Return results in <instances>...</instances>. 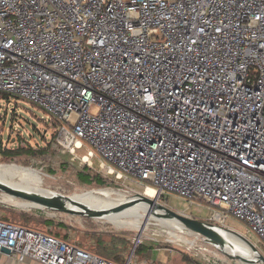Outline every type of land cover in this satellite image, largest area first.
Returning a JSON list of instances; mask_svg holds the SVG:
<instances>
[{
  "label": "built area",
  "instance_id": "built-area-1",
  "mask_svg": "<svg viewBox=\"0 0 264 264\" xmlns=\"http://www.w3.org/2000/svg\"><path fill=\"white\" fill-rule=\"evenodd\" d=\"M0 94L52 118L72 161L84 143L106 173L230 215L264 246V0H0ZM2 248L150 264L0 219Z\"/></svg>",
  "mask_w": 264,
  "mask_h": 264
},
{
  "label": "rangeland",
  "instance_id": "rangeland-1",
  "mask_svg": "<svg viewBox=\"0 0 264 264\" xmlns=\"http://www.w3.org/2000/svg\"><path fill=\"white\" fill-rule=\"evenodd\" d=\"M55 129L56 122L39 108L0 94V177L54 197L93 188H113L117 198L142 194L158 206L184 211L193 219L234 232L256 244L264 255V246L241 221L228 215L223 223L214 217L213 209L175 195L153 198L142 185L106 173L84 143L74 152L79 160L72 161L71 154L54 144ZM5 150H15L16 154L7 155ZM89 176L102 178L103 185L90 182ZM98 210L105 214L103 218L94 216L93 211L84 214L51 208L25 196L0 197V218L70 238L82 248L113 260L124 261L133 255L136 262L150 264H259L251 253L224 254L198 230H173L130 204Z\"/></svg>",
  "mask_w": 264,
  "mask_h": 264
},
{
  "label": "bare ground",
  "instance_id": "bare-ground-1",
  "mask_svg": "<svg viewBox=\"0 0 264 264\" xmlns=\"http://www.w3.org/2000/svg\"><path fill=\"white\" fill-rule=\"evenodd\" d=\"M0 185L10 188L13 191H17L18 189H20L21 186H27L30 187L28 185L19 183V182H15V181H11L5 178H1L0 177ZM33 188V187H31ZM35 189V188H34ZM146 194L153 197V190L152 189H146L145 190ZM115 194V189H110V188H93V189H88V190H84L81 191V193L78 194H74L68 197H58V198H54L56 202H60V203H65V204H69V205H88L87 210L84 211V214H88V211H93V215L94 216H98L103 218L104 215L102 214V212L100 210H98L99 208H105V205H99L97 206V204H109L110 205H115L116 203H118L120 200H123L125 198V196H121L119 198L114 196ZM28 198H31L32 200H35L39 203L42 204V202L38 201L36 198L30 196V195H25ZM1 198H9L10 196H5V195H0ZM117 198V199H116ZM130 205L138 208L139 210L143 211L144 213H147L148 216H152L154 217L157 221H159L160 223H162L163 225H165L166 227H169L173 230H183V229H190V227L171 217L166 211L163 210H158L156 213H153V206H150L149 204H147L146 202H143L141 200H137V199H132ZM220 218L221 217H217ZM209 235L215 239L217 242L224 244L226 246H229L230 248H236V247H241V248H246V246L248 244H252L251 242H249L247 239L242 238L240 235L231 232V231H227L221 228H218L214 225H211V230ZM245 252L247 250H244Z\"/></svg>",
  "mask_w": 264,
  "mask_h": 264
},
{
  "label": "water",
  "instance_id": "water-1",
  "mask_svg": "<svg viewBox=\"0 0 264 264\" xmlns=\"http://www.w3.org/2000/svg\"><path fill=\"white\" fill-rule=\"evenodd\" d=\"M0 189L5 190V192H0V195L10 196V197L30 195V196L36 198L38 201L42 202V204H44L48 207H51V208L65 209V210L78 211V212H80V211L84 212L88 208L87 207L88 205H69V204H65V203L56 202L54 198H58V197L51 196V195H49L43 191L31 188V187H27V186H21L20 189H18L17 191L16 190L13 191L10 188H7V187L0 185ZM25 197H27V196H25ZM29 199H31V198H29ZM132 199H137V200H141L143 202H146L150 206H153V209H155V208L156 209H162L163 211H166L171 217L187 224L191 228L198 230L207 238V240L217 250H219L220 252H222L224 254H234V253H238V252H242L244 250H247L246 252L251 253L259 264H264V255L261 253V251L258 249V247L255 246L253 243L248 244L246 246V248H241V247L230 248L229 246H226L224 244L217 242L215 239H213L209 235L210 230H211V224L209 222H204V221L193 219L181 211H174V210H171L167 207L158 206L155 204L153 199L148 198L145 195L137 194L134 196H125V198L123 200H120L115 205L109 206V204H97V206L105 205L106 208H109L111 206L129 205L131 203ZM1 252L8 253V250L5 248H2Z\"/></svg>",
  "mask_w": 264,
  "mask_h": 264
},
{
  "label": "trees",
  "instance_id": "trees-1",
  "mask_svg": "<svg viewBox=\"0 0 264 264\" xmlns=\"http://www.w3.org/2000/svg\"><path fill=\"white\" fill-rule=\"evenodd\" d=\"M5 98H8L7 96H4ZM36 107V106H35ZM5 152V154H7V155H11V154H16V151L15 150H5L4 151ZM82 175V174H81ZM92 180H94L95 181V183L97 184V185H103V179L102 178H100V177H97V178H93V177H90L89 176V181L91 182ZM0 219H3V220H5V221H9V220H7V219H4V218H0ZM10 222H12V221H10ZM13 223H15V222H13ZM18 224V223H17ZM21 225V224H20ZM22 226H24V225H22ZM25 227H27V226H25ZM28 228H30V227H28ZM33 229V228H32ZM37 230V229H36ZM40 231H42V230H40ZM44 232H47V231H44ZM47 233H49V234H52V233H50V232H47ZM52 235H55V234H52ZM55 236H57V235H55ZM57 237H59V236H57ZM59 238H62V239H66L65 237H59ZM96 254V253H95ZM97 255H100V254H97ZM101 257H103V258H106V259H110V258H107V257H105V256H102V255H100ZM118 259H119V257H118ZM110 260H113V259H110ZM113 261H117V262H121V259L120 260H113Z\"/></svg>",
  "mask_w": 264,
  "mask_h": 264
},
{
  "label": "crops",
  "instance_id": "crops-1",
  "mask_svg": "<svg viewBox=\"0 0 264 264\" xmlns=\"http://www.w3.org/2000/svg\"><path fill=\"white\" fill-rule=\"evenodd\" d=\"M0 264H36L31 261L25 260L23 262L14 261L11 257L8 256L7 253H0Z\"/></svg>",
  "mask_w": 264,
  "mask_h": 264
}]
</instances>
